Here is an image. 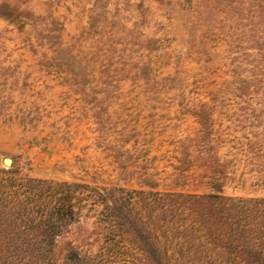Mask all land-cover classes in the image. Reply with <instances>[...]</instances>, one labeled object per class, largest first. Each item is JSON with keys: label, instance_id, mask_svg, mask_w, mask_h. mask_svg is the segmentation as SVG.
Here are the masks:
<instances>
[{"label": "rangeland", "instance_id": "1", "mask_svg": "<svg viewBox=\"0 0 264 264\" xmlns=\"http://www.w3.org/2000/svg\"><path fill=\"white\" fill-rule=\"evenodd\" d=\"M4 177L88 185L57 248L104 264L143 260L96 191L264 198V0H0Z\"/></svg>", "mask_w": 264, "mask_h": 264}, {"label": "trees", "instance_id": "2", "mask_svg": "<svg viewBox=\"0 0 264 264\" xmlns=\"http://www.w3.org/2000/svg\"><path fill=\"white\" fill-rule=\"evenodd\" d=\"M88 187L0 178V264L110 263L105 249L83 252L71 245L63 255L57 248V238L79 222L93 194L85 193ZM123 190L96 192L114 237L129 235L143 264H186L188 243L204 264H264V198L231 197L222 188L211 194L157 192L154 198ZM175 239L182 242L175 245Z\"/></svg>", "mask_w": 264, "mask_h": 264}, {"label": "water", "instance_id": "3", "mask_svg": "<svg viewBox=\"0 0 264 264\" xmlns=\"http://www.w3.org/2000/svg\"><path fill=\"white\" fill-rule=\"evenodd\" d=\"M4 164H5L6 166H11V165H12V159H10V158H5V159H4Z\"/></svg>", "mask_w": 264, "mask_h": 264}]
</instances>
